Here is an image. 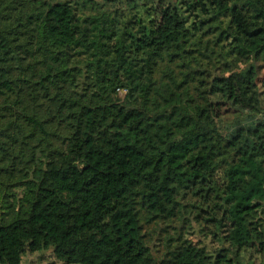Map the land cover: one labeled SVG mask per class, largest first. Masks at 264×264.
Masks as SVG:
<instances>
[{"label": "trees", "instance_id": "obj_1", "mask_svg": "<svg viewBox=\"0 0 264 264\" xmlns=\"http://www.w3.org/2000/svg\"><path fill=\"white\" fill-rule=\"evenodd\" d=\"M264 264V0H0V264Z\"/></svg>", "mask_w": 264, "mask_h": 264}, {"label": "rangeland", "instance_id": "obj_2", "mask_svg": "<svg viewBox=\"0 0 264 264\" xmlns=\"http://www.w3.org/2000/svg\"><path fill=\"white\" fill-rule=\"evenodd\" d=\"M21 264H57V262L47 250L24 255Z\"/></svg>", "mask_w": 264, "mask_h": 264}]
</instances>
